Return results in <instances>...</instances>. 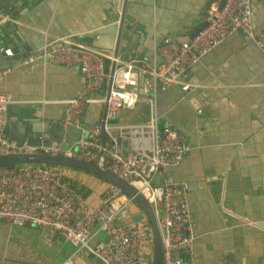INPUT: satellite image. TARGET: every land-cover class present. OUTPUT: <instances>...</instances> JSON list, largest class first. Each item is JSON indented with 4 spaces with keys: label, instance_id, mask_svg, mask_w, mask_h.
I'll return each mask as SVG.
<instances>
[{
    "label": "crops",
    "instance_id": "obj_1",
    "mask_svg": "<svg viewBox=\"0 0 264 264\" xmlns=\"http://www.w3.org/2000/svg\"><path fill=\"white\" fill-rule=\"evenodd\" d=\"M211 1L216 0H28V6L19 2L14 14L0 13V46H16L9 55L0 51V67L9 66L0 74V91L12 99L5 127L22 123L37 136L49 135L54 128L43 127L59 123L65 99L84 85L78 65H25L20 63L25 52L61 37L95 49L90 43L94 29L115 18L118 5L124 4L125 21L137 22L138 37L131 47L135 51L125 60L116 58V65L132 59L157 64L161 55L156 44L163 37L189 38ZM250 1L252 36L234 32L187 66L182 75L190 83L187 89L175 83L143 92L139 75L135 103L116 113L119 122L145 120L150 115L145 96H151L158 123L172 124L187 143L190 140L179 162L167 166L164 175L186 182L194 236L187 259L192 264H264V0ZM95 50L109 66L111 50ZM137 64L132 67L137 69ZM106 84L98 92L105 91ZM103 109L104 103H87L81 124L90 125ZM60 169L63 179L89 201L96 200L108 182L85 170ZM95 236L105 238L106 233L96 231ZM70 254L73 264H102L46 226L0 219V264H60Z\"/></svg>",
    "mask_w": 264,
    "mask_h": 264
},
{
    "label": "built area",
    "instance_id": "obj_2",
    "mask_svg": "<svg viewBox=\"0 0 264 264\" xmlns=\"http://www.w3.org/2000/svg\"><path fill=\"white\" fill-rule=\"evenodd\" d=\"M4 15V14H3ZM204 25L191 37L173 40L163 37L156 44L161 55L159 63L126 60L116 65L106 94L98 92L106 82L108 66L103 54L69 37L50 40L32 51L25 52L20 63L33 65L55 62L78 65L84 85L77 95L64 101L60 124L78 126L79 134L64 145V135L58 139L38 143L16 142L4 132L6 106L12 101L9 92L0 91V153L42 152L62 154L95 162L131 184L149 202L161 239L159 264L184 263L178 256L184 250L190 254L193 233L186 200V182L169 180L167 166L176 165L189 147L180 132L170 123L159 124L153 99L145 96L150 115L142 121L119 122V107L130 108L137 98L134 86L141 75L142 91H153L154 86L181 83L183 89L190 83L182 79L187 66L196 62L212 47L234 33L252 36V9L250 0L211 1L203 17ZM262 44L261 40H255ZM9 55V46H0ZM25 50H22L24 52ZM110 60L115 59L112 55ZM135 62L137 69L132 66ZM9 66L0 67V74ZM105 103L104 115L90 125L80 122L83 105ZM100 127L106 137L99 136ZM121 139L126 140V154L121 153ZM158 174V182L154 176ZM131 198L119 187L107 182L103 193L94 201L86 199L62 177L59 167L43 163H18L0 166V219L14 225L26 222L46 226L51 232L69 240L76 250L84 249L102 264H145L151 255V234L146 219L128 214ZM95 226L94 229L92 227ZM96 231H104L105 238H97ZM60 264H73L70 254Z\"/></svg>",
    "mask_w": 264,
    "mask_h": 264
},
{
    "label": "water",
    "instance_id": "obj_3",
    "mask_svg": "<svg viewBox=\"0 0 264 264\" xmlns=\"http://www.w3.org/2000/svg\"><path fill=\"white\" fill-rule=\"evenodd\" d=\"M2 6H0V13L4 14L7 11H10L11 14H14L16 11V5L19 2H24L26 6L30 3L28 0H0ZM218 7H220L223 3V0H218ZM119 11L117 16L94 29L95 38L90 41L95 49L99 47L110 49L112 56L116 57L120 60H125L128 58V55L135 51L131 49L134 46L135 38L138 37L137 22L135 20H129L124 16V4L118 5ZM204 11V12H203ZM201 13L205 14V8L201 10ZM254 11H252V14ZM252 19H254L252 17ZM205 20H202L199 24H197L190 32L189 37H191L202 25H204ZM13 26L12 23L9 24V27ZM15 45L12 46V51L15 50ZM119 49H121L119 51ZM116 67V60L112 59L108 66V75L106 78V94L108 93L109 84L111 81V76L114 68ZM141 90V88H140ZM85 104L83 105V108ZM105 109V103H104ZM103 114L104 115V110ZM56 125V127H55ZM54 128V132H50L47 136H37L34 134L30 125L24 124H13L8 130L7 127H4V132L8 138L14 139L16 142L26 141L28 143H38L41 140L48 139H58V137L63 134L64 135V145L71 142L73 139L77 137V135H84V131L80 129L78 126H73L71 124H67L66 126H62L56 121L50 127H43V130H51ZM99 136L101 140H104L106 134L102 127H100ZM182 137H184L182 135ZM121 153L123 155L126 154V140L121 139ZM188 145L190 146L191 142L188 140ZM43 163V164H53V165H61L67 167H73L81 170L88 171L93 175L100 176L106 179L108 182L113 183L118 186L120 191L126 196L130 197L132 202L136 203L140 206L145 218L147 225L150 229L151 234V257L149 264H159L160 263V255H161V239L160 234L155 222V216L153 214L152 208L147 201V199L138 192L131 184L127 181L119 177L117 174L112 171L106 169L102 165H99L95 162L86 161L83 159L69 157L62 154H50V153H42V152H34V153H26V152H14V153H0V166L2 165H11L18 163ZM154 181L158 182V174L154 176ZM188 187V186H187ZM178 256L185 263L186 262V253L184 250H180L178 252Z\"/></svg>",
    "mask_w": 264,
    "mask_h": 264
},
{
    "label": "rangeland",
    "instance_id": "obj_4",
    "mask_svg": "<svg viewBox=\"0 0 264 264\" xmlns=\"http://www.w3.org/2000/svg\"><path fill=\"white\" fill-rule=\"evenodd\" d=\"M54 166H56V167H60L61 165H54ZM131 208L134 209L136 212H133V211L131 210ZM128 214H129L131 217H133V218L138 217L139 215H142V216H141L142 219L145 218V216H144V214H143V212H142L140 206L137 205V204L134 203V202H132V203L130 204V209H128ZM145 219H146V218H145ZM149 230H150V229H149V227H148V231H149ZM150 257H151V255L148 256L147 261L145 262V264H149V263H150Z\"/></svg>",
    "mask_w": 264,
    "mask_h": 264
},
{
    "label": "flooded vegetation",
    "instance_id": "obj_5",
    "mask_svg": "<svg viewBox=\"0 0 264 264\" xmlns=\"http://www.w3.org/2000/svg\"><path fill=\"white\" fill-rule=\"evenodd\" d=\"M49 165H53V164H49ZM53 166H54V165H53ZM60 167H61V166H60ZM60 167H59V168H60ZM66 167H67V166H66ZM72 168H73V167H72Z\"/></svg>",
    "mask_w": 264,
    "mask_h": 264
}]
</instances>
